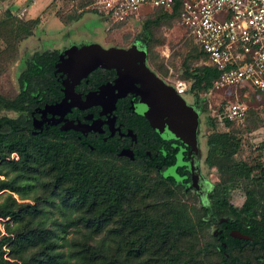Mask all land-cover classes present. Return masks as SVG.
<instances>
[{
  "label": "trees",
  "instance_id": "obj_1",
  "mask_svg": "<svg viewBox=\"0 0 264 264\" xmlns=\"http://www.w3.org/2000/svg\"><path fill=\"white\" fill-rule=\"evenodd\" d=\"M181 8L182 0H175L169 10L152 8L159 13L154 20L148 19L146 24L174 15L179 19ZM88 11L99 15L91 9L80 12L68 10L65 14H58V17L69 24ZM7 15L13 16L10 9ZM22 20L29 27L18 32L34 34L40 18L36 16ZM194 44L199 49L198 55L207 63L187 73L192 80L191 83L187 82L188 93L204 110L202 100L198 98L199 92L208 90L220 71L209 62L201 46ZM58 56L57 49L34 52L18 75L17 94L9 98L0 93V111L13 110L18 113L15 118L0 115V176H3L0 178V192L8 191L0 201V219L8 218L4 224L5 232L0 236V264H128L131 257L139 259L137 264H202L197 260L198 254L192 252L195 244L191 242L198 231L212 226L213 222L216 228L209 248L219 255V259L212 264H264V189L257 193L245 188L248 182L259 184V179H252L254 166L235 158L241 145L240 138L230 131H214L208 135L204 161L208 167L216 168L218 181L210 185L207 201L200 203V213L195 220L187 216L182 205H159V201H156L150 208L142 206L136 199L140 191L146 190L143 180L123 170H102L93 164L91 156L125 164L134 163L142 173L154 171L160 177V183L187 193L191 173L182 160L177 161L176 156L178 150L184 147L183 143L175 139L180 146L167 149L158 156L155 155L156 150H152L151 155L140 154V159H122L109 147L82 143L75 135L65 137L45 131L34 133V107H43L49 99V89L58 86L53 72ZM246 115L247 112L241 122ZM142 119L150 129L148 122ZM206 122L214 126L209 117ZM231 123L235 122L227 121L226 125ZM13 152L17 154V159L8 158ZM183 160H187V157L184 156ZM176 163L181 165L175 168L174 175L162 173ZM41 166L54 172L53 190L45 198L50 206L48 208L24 202L34 189L32 173ZM64 184L67 185L62 191H56ZM242 184L246 189L245 199L241 206H236L230 202V195ZM147 192L152 195L150 188H147ZM13 194H17L20 201ZM55 198L65 207L83 210L85 215L80 218L84 221L86 233L82 241L67 238L66 232L70 226L67 219L62 222L54 218L51 223L46 222L53 214L51 208L59 206ZM115 219L120 222L117 230L120 239L117 252H111L109 240L97 236ZM233 229L250 239L231 237L230 231ZM245 252L250 255H245Z\"/></svg>",
  "mask_w": 264,
  "mask_h": 264
},
{
  "label": "rangeland",
  "instance_id": "obj_2",
  "mask_svg": "<svg viewBox=\"0 0 264 264\" xmlns=\"http://www.w3.org/2000/svg\"><path fill=\"white\" fill-rule=\"evenodd\" d=\"M28 1L0 0V93L6 97L12 98L17 94L18 75L25 68V61L30 58L34 51L41 50L43 47H61L64 45L71 48H81L98 43L103 47L122 48L137 41L145 45L150 64L155 67L160 77L169 86H171V83L179 80L191 83L192 80L187 76V73L194 72L195 68L207 63L201 55H198L199 49L176 15L162 18L159 22L147 25L146 21L148 19L154 20L159 11H155L149 6H142L136 17L122 25H111L102 18H97L95 23H92L90 19H84L73 23L71 26L64 28V30L55 29L56 32L53 33L50 32V27L52 21L57 19L58 14H65L68 10L77 12L89 10L87 6L91 4L92 0H46L41 5V11L38 14L43 29L36 30V34L25 35L18 31L24 27H29L26 23L22 22V19H27L28 16V11H26L25 15H22L25 7L29 4ZM8 9H10L13 16L7 15ZM91 23V28L93 29L91 36H70L72 34H66V40H63V33L69 31L76 33L80 31L79 29L84 30ZM68 37L69 39L67 40ZM58 66L63 72L70 73L72 71L68 58H62ZM183 98L196 103L194 96L188 93V91ZM198 98L202 100V104L205 107L202 110L200 104L197 103L198 106L195 108L199 112L197 158L200 171L211 184L218 181L216 168L208 167L204 161L207 152L206 140L208 135L214 131H230L231 133H235L241 140V145L235 158L254 166L252 179H259V184L257 185L246 182V185H249L247 187L245 182L243 184L246 189H253L257 193H260L264 189V138L260 134V131L264 132V95L246 83L241 86L220 89L212 93H209L208 90H202L199 92ZM236 99L244 101L247 105L245 120L243 122L231 123L225 127L217 125L210 116L209 107H222L227 101ZM0 115L15 118L18 116V113L13 110H1ZM207 117L212 119L214 123L213 127L207 124ZM8 158L17 159L18 156L13 152ZM91 160H93V164L98 165L102 170L112 169L116 172L123 170L132 177L143 180L146 190L140 191L136 199L138 204L142 206L146 205L150 208L156 201H159V205H182L186 210L187 216L192 220H195L200 213V203L202 202L194 192L192 186L187 187L190 189L189 192L183 193L177 187H169L166 184L160 183V177L154 171L148 174L142 173L134 163L125 164L122 161H110L107 158L102 159L96 156H91ZM180 161L178 159V162ZM189 169L194 174V168L189 166ZM165 174L174 175V167L168 168ZM0 178H3V176H0ZM53 180L54 172L49 171L48 167L41 166L37 168L32 173L34 189L29 193L28 199L24 200V202L36 203L46 208L50 207L45 198L51 195ZM198 180L199 176L197 175L195 181ZM243 184L232 191L230 195V202L236 206H241L245 199L246 189ZM66 185L60 186L56 191H62ZM147 188L151 189V196L147 194ZM7 192H0V201ZM13 196L19 200L17 194H13ZM55 203L59 204V206L51 208L53 214H50L46 222L51 223V220L54 218L62 222L67 219L66 222L70 224L66 232L67 238L71 241H82L86 233L84 221L80 218L85 215L83 210L76 209L75 207H65L59 203L58 198H55ZM7 219L0 220V226L4 232V224ZM9 223L11 224L10 221ZM119 226V219H115L97 236V238H107L109 240L112 247L111 252H117V243L120 239V233L117 231ZM215 228L216 226L213 222L212 226L198 231L191 242L195 244L192 252L198 254L197 260L202 264H212L219 259V255L209 248V243L213 241L212 234ZM7 247L8 245L5 248ZM121 253H125V251H121ZM245 255H250V253L245 252ZM138 262V258L131 257L127 263L137 264Z\"/></svg>",
  "mask_w": 264,
  "mask_h": 264
},
{
  "label": "flooded vegetation",
  "instance_id": "obj_3",
  "mask_svg": "<svg viewBox=\"0 0 264 264\" xmlns=\"http://www.w3.org/2000/svg\"><path fill=\"white\" fill-rule=\"evenodd\" d=\"M98 16L102 18L100 15ZM132 46H136L137 50L129 54L124 64L97 66L80 78L73 86L74 91L68 93L67 103L61 107H57V104L65 96L63 82H65L67 88L71 86L73 81L69 75L74 70L72 69L70 73H66L58 66L62 58H66V54L63 53L71 47L62 46L57 49L59 50V56L54 63L53 72L58 86L56 89L50 88L48 91L49 99L44 106L49 109L46 110L45 115L41 112L44 106L34 107L32 112L33 132L42 133L45 131L46 133H57L65 137L75 135L82 143L88 142L89 144H101L109 147L117 157L122 159H140V154L151 155L152 150H156L155 155L158 156L167 149L173 150V148L179 147L180 144L175 141L176 138L170 133L156 134L157 132L151 127L149 129L142 118L147 122L148 120L136 112L139 107L140 96L135 92L139 90V84H131L130 81L141 80L145 76L142 65L159 79L163 81L164 79L150 64L145 45L136 41L122 48L128 49ZM117 93H123V95L112 102V98ZM186 101L194 109L198 106L195 102ZM121 151L132 153V156L129 154L119 155ZM183 151L187 153L182 154ZM189 151V147L184 145L176 154L177 161L178 159L182 160L188 169L192 157ZM184 156L187 157L185 161L183 160ZM195 163L199 180L191 179L188 187L192 186L201 202H206L211 191V183L200 171L197 156ZM178 165L181 164L176 163L171 167H174L175 170ZM167 169L163 170L162 173L165 174Z\"/></svg>",
  "mask_w": 264,
  "mask_h": 264
},
{
  "label": "built area",
  "instance_id": "obj_4",
  "mask_svg": "<svg viewBox=\"0 0 264 264\" xmlns=\"http://www.w3.org/2000/svg\"><path fill=\"white\" fill-rule=\"evenodd\" d=\"M174 2L92 0L87 8L114 24L133 19L142 6L169 10ZM179 20L194 43L208 55L209 62L220 71L209 93L247 83L264 95V0H182ZM171 86L180 96L189 88L182 80ZM209 111L215 123L225 127L227 121L241 122L247 105L236 99L227 101L221 109L209 107ZM260 134L264 138V132ZM0 231L4 233L1 226Z\"/></svg>",
  "mask_w": 264,
  "mask_h": 264
},
{
  "label": "water",
  "instance_id": "obj_5",
  "mask_svg": "<svg viewBox=\"0 0 264 264\" xmlns=\"http://www.w3.org/2000/svg\"><path fill=\"white\" fill-rule=\"evenodd\" d=\"M134 50H137L136 46L128 49L118 47L104 48L98 43L66 50L63 54H66V58H68L74 70L69 75L73 83L67 88V85L63 82L65 96L57 104V107L64 106L67 103L68 93L70 94L74 91V84L84 77L87 72L97 66L124 64L129 54ZM140 52L144 53L143 51ZM142 71L145 76L141 80L130 81L131 84H139V90L135 92V94L140 96L139 107L136 112L144 116L148 120L150 127L159 135L168 132L189 147V153L192 154L190 166L195 171L194 174L190 171L191 179L195 180L197 177L195 162L198 152L199 112L187 103L182 96L178 95L172 86L167 85L163 80L156 77L144 65H142ZM122 95L123 93H117L112 98V102ZM47 109L49 108L44 106L41 111L43 115H45ZM123 154L132 156V153L125 151L119 153V155ZM230 236L237 239H250L249 236L242 234L236 229L230 231Z\"/></svg>",
  "mask_w": 264,
  "mask_h": 264
},
{
  "label": "crops",
  "instance_id": "obj_6",
  "mask_svg": "<svg viewBox=\"0 0 264 264\" xmlns=\"http://www.w3.org/2000/svg\"><path fill=\"white\" fill-rule=\"evenodd\" d=\"M45 1L46 0H30V1H28L29 4H28L27 7H25V10L22 12V15H25L26 11H28L27 19L35 18L36 16H38L39 12L41 11L40 7H41L42 4L45 3ZM92 17H93V19H92ZM97 18H99V16L96 13L90 12V11L85 12L83 14V16L79 20L72 21L69 24H65L64 22H62V20L59 17H57L56 20L52 21V24H51V27H50V32H53V33L56 32L55 29L56 30H64V28H67L68 26H71L73 23L79 22V21L84 20V19H88V20L90 19V21H92V23H95V21H97ZM92 23H91V25L86 27L84 30L79 29L80 31H78L76 33H74L73 31H69L67 33H63V35H62L63 40H66V37H67L66 34L67 35L72 34L70 36H76V35H78V36L84 35L86 37L87 36H91V33H93V29L91 28L92 27ZM41 29H43V27H42L41 21H40L39 24L37 25L36 29L34 30V34H36V30H41ZM69 37L67 38V40L69 39ZM61 47H43V48H41V50H36V51H44V50L46 51L47 49L48 50L60 49Z\"/></svg>",
  "mask_w": 264,
  "mask_h": 264
},
{
  "label": "bare ground",
  "instance_id": "obj_7",
  "mask_svg": "<svg viewBox=\"0 0 264 264\" xmlns=\"http://www.w3.org/2000/svg\"><path fill=\"white\" fill-rule=\"evenodd\" d=\"M196 174L199 176V174H198L197 170H196Z\"/></svg>",
  "mask_w": 264,
  "mask_h": 264
}]
</instances>
